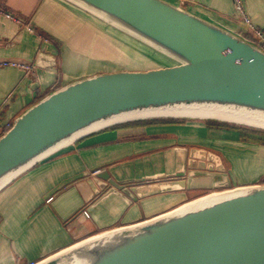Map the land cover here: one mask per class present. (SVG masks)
Listing matches in <instances>:
<instances>
[{"label": "crops", "instance_id": "obj_1", "mask_svg": "<svg viewBox=\"0 0 264 264\" xmlns=\"http://www.w3.org/2000/svg\"><path fill=\"white\" fill-rule=\"evenodd\" d=\"M167 1L251 41L232 0ZM243 4L264 30V0ZM127 35L68 0H0V59L33 65L30 73L0 66V135L52 90L121 70L119 39ZM225 137L264 143L247 128L176 118L109 124L62 144L0 187V264L39 261L105 230L244 185H233L223 164H212L208 140Z\"/></svg>", "mask_w": 264, "mask_h": 264}, {"label": "water", "instance_id": "obj_2", "mask_svg": "<svg viewBox=\"0 0 264 264\" xmlns=\"http://www.w3.org/2000/svg\"><path fill=\"white\" fill-rule=\"evenodd\" d=\"M68 1L174 63L96 73L41 97L0 135V187L70 140L139 118L121 117L211 107L264 120V50L250 40L167 0ZM36 264H264V183L204 194Z\"/></svg>", "mask_w": 264, "mask_h": 264}, {"label": "rangeland", "instance_id": "obj_3", "mask_svg": "<svg viewBox=\"0 0 264 264\" xmlns=\"http://www.w3.org/2000/svg\"><path fill=\"white\" fill-rule=\"evenodd\" d=\"M127 37L128 38L119 39L121 41L119 42V46H125V57L124 59H121V61L117 62L120 69L144 70L170 64V61L167 59L153 55L147 49L146 45L140 43L128 35ZM138 44H140L143 48ZM176 117L179 119L198 120L217 119L203 116L197 117L195 115ZM232 123H234V125L237 127L249 129V131L253 132V136H255L254 140L264 142V128L238 122ZM208 141H212L213 143L212 153H214L215 160L212 161V164L216 162V167L219 164H223L222 166L224 167V170L229 176L233 185L236 183L251 184L264 182V143L262 144L261 142H258L261 144L259 145L255 142L251 143L244 141L243 139L231 137L221 138V140L209 139Z\"/></svg>", "mask_w": 264, "mask_h": 264}, {"label": "bare ground", "instance_id": "obj_4", "mask_svg": "<svg viewBox=\"0 0 264 264\" xmlns=\"http://www.w3.org/2000/svg\"><path fill=\"white\" fill-rule=\"evenodd\" d=\"M138 45H140V44H138ZM147 53H150V52H147ZM158 57H160V56H158ZM159 112H161V113H159ZM155 113H157V112L139 114V115H143V116L130 115V116L121 117L120 119L123 120L122 118H124V119H126L127 117L128 118H134L137 116L139 118L140 117H149V116H162V115H155ZM145 114H147V115H145ZM152 114H154V115H152ZM158 114L171 115V116H188V115L194 116L195 115L197 117L198 116L212 117V118L222 119V120H226V121L255 125V126L264 128V120L258 119L257 115L246 114V113L236 111V110L228 112L225 109L220 110L218 108H211V107H188V108H182V109H168L167 111H164V112L158 111ZM128 120H130V119H128Z\"/></svg>", "mask_w": 264, "mask_h": 264}, {"label": "built area", "instance_id": "obj_5", "mask_svg": "<svg viewBox=\"0 0 264 264\" xmlns=\"http://www.w3.org/2000/svg\"><path fill=\"white\" fill-rule=\"evenodd\" d=\"M233 8L237 14V16L240 18V20L243 22L245 27L250 30L251 32V42H253L255 45H257L259 48L264 50V30L260 27L253 24L250 17L248 16L243 0H232ZM6 16L10 17L9 13H5ZM15 65L19 66L20 68H23L25 70V73L33 72V65L29 62H20L16 60H6V59H0V66L1 65ZM11 125V124H10ZM7 124V126H10ZM7 127V128H8ZM37 261H28L25 264H36Z\"/></svg>", "mask_w": 264, "mask_h": 264}, {"label": "trees", "instance_id": "obj_6", "mask_svg": "<svg viewBox=\"0 0 264 264\" xmlns=\"http://www.w3.org/2000/svg\"><path fill=\"white\" fill-rule=\"evenodd\" d=\"M177 117L176 116H171V115H162V116H149V117H140V118H134L130 120H125L121 122H116L112 125H118V124H126L128 122H156V121H172L175 120ZM210 123L213 124H222L226 126H235L234 123L228 122L226 120H217V119H208Z\"/></svg>", "mask_w": 264, "mask_h": 264}]
</instances>
